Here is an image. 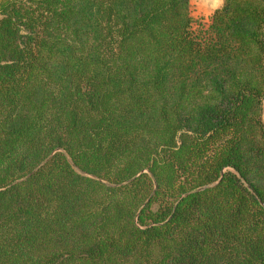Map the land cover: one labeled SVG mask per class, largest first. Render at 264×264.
<instances>
[{
    "label": "trees",
    "instance_id": "1",
    "mask_svg": "<svg viewBox=\"0 0 264 264\" xmlns=\"http://www.w3.org/2000/svg\"><path fill=\"white\" fill-rule=\"evenodd\" d=\"M0 0V264H264V0Z\"/></svg>",
    "mask_w": 264,
    "mask_h": 264
},
{
    "label": "crops",
    "instance_id": "2",
    "mask_svg": "<svg viewBox=\"0 0 264 264\" xmlns=\"http://www.w3.org/2000/svg\"><path fill=\"white\" fill-rule=\"evenodd\" d=\"M190 11L194 16H201L207 20L211 12L219 7L214 0H189ZM262 121L264 124V102L262 101Z\"/></svg>",
    "mask_w": 264,
    "mask_h": 264
},
{
    "label": "rangeland",
    "instance_id": "3",
    "mask_svg": "<svg viewBox=\"0 0 264 264\" xmlns=\"http://www.w3.org/2000/svg\"><path fill=\"white\" fill-rule=\"evenodd\" d=\"M190 14L191 16L194 18V23L192 24V27L193 28H196L197 27V23H200L201 25L202 24H205L206 23V20L204 19V17H201V16H194L191 11H190ZM264 102V99L262 100Z\"/></svg>",
    "mask_w": 264,
    "mask_h": 264
},
{
    "label": "clouds",
    "instance_id": "4",
    "mask_svg": "<svg viewBox=\"0 0 264 264\" xmlns=\"http://www.w3.org/2000/svg\"><path fill=\"white\" fill-rule=\"evenodd\" d=\"M216 6H221L223 4V0H214Z\"/></svg>",
    "mask_w": 264,
    "mask_h": 264
}]
</instances>
